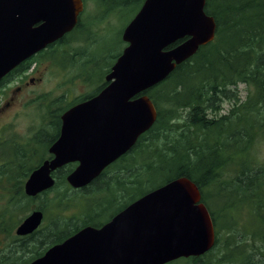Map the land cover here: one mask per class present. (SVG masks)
Here are the masks:
<instances>
[{
  "label": "water",
  "instance_id": "1",
  "mask_svg": "<svg viewBox=\"0 0 264 264\" xmlns=\"http://www.w3.org/2000/svg\"><path fill=\"white\" fill-rule=\"evenodd\" d=\"M205 6L206 0L145 1L123 32L128 46L106 76L108 86L62 116L60 136L49 149L53 159L33 171L25 184L28 195L51 189L52 172L71 162L80 164L68 183L88 186L154 126L158 111L146 92L215 39L217 23ZM82 11V0H0V80L70 31ZM42 217L41 211L31 214L17 234L32 233ZM215 236L200 188L181 177L134 201L101 229L87 227L31 264H166L205 254Z\"/></svg>",
  "mask_w": 264,
  "mask_h": 264
},
{
  "label": "trees",
  "instance_id": "2",
  "mask_svg": "<svg viewBox=\"0 0 264 264\" xmlns=\"http://www.w3.org/2000/svg\"><path fill=\"white\" fill-rule=\"evenodd\" d=\"M206 1L205 11L217 23L215 40L148 91L158 109L156 124L91 183L85 197L113 192L103 201L122 209L175 178L187 177L202 191L217 243L223 228L232 236L240 227L250 228L249 238L255 241L264 237V161L255 152L264 139V0ZM239 84L252 87L244 101L235 95ZM225 101L231 107L222 115ZM64 174L57 186L68 194L72 189ZM210 192L215 198L223 195L224 203L214 207ZM86 204L92 207L87 199L82 206ZM249 253L246 264L252 263L254 254Z\"/></svg>",
  "mask_w": 264,
  "mask_h": 264
},
{
  "label": "rangeland",
  "instance_id": "3",
  "mask_svg": "<svg viewBox=\"0 0 264 264\" xmlns=\"http://www.w3.org/2000/svg\"><path fill=\"white\" fill-rule=\"evenodd\" d=\"M124 1L111 0L105 4L101 0H84L86 12L82 19L88 21L89 25L82 30L86 33L82 35L79 34L80 32L72 34V41L67 46L58 47L54 50L51 66L48 65L49 62H46L45 66L40 67V72L31 74L32 78L38 77L42 81L27 86L31 83L27 82L29 80L27 78L22 83H13L10 87L0 90V106L2 105V107L7 99V94L12 89H14L12 94L15 96V102L0 117V129L4 126L7 127L6 130H3L4 133L0 132V137H2L0 139V158H14L16 150L22 151L26 156L37 157L38 155L42 157L48 151L52 135L48 137L40 135L37 143L34 142V138L42 131L44 133L53 132V127L50 124V120H54L52 112L57 109L56 114L62 115L68 106L78 102L81 96L92 93L98 85H101L108 70L114 64L116 56L122 53L126 46L122 40V32L139 7V4H133V2H137L135 0ZM84 46L87 50L83 49ZM82 50L84 51L83 55L80 54ZM61 58L67 60L66 65L62 64ZM22 85L24 88L18 92V86L21 87ZM251 91L252 87L239 84L235 88V95L241 101H244ZM30 97H35L34 101H31ZM28 101L27 105L22 106L23 103L26 104ZM222 106L223 115L228 113L231 103L225 101ZM16 115H19V117H16ZM185 123L186 121L183 124ZM38 144L40 149L36 147ZM255 152L257 157L264 161V139L257 142ZM14 165L17 166V163L0 167V174L4 173L3 177L0 176V200L2 201L0 215H4L1 220L6 223V226L12 227L10 220L21 223L34 209L46 212L44 224H48L69 213L72 216L79 214L78 217L80 218V215H82L80 212L81 205L86 199L95 208V211H99V208H96L95 205H100V207L110 206L108 202L103 200H110L114 193L100 192L97 196L98 199L93 196L92 200H89L85 195L91 191L90 186L84 190L85 192L69 190L67 194L65 193L66 188L59 184L60 186H57L56 189L40 196L37 200L31 201L26 198L22 200L23 197L20 195H22L21 191L27 179L23 172L31 170L32 164L23 167H15ZM10 166H14V168ZM74 167L68 166L62 172L71 171ZM110 176L111 174L108 177ZM225 177L228 178V173ZM216 188L219 187L216 186ZM6 192L10 194L8 195ZM212 194L210 192L211 204L214 207L217 206V203L221 206L224 203L223 195L220 194L221 198H215V195L212 196ZM82 197L86 199L84 200ZM66 206H69V209H65ZM85 207H87V204ZM62 209H64V212L60 213L59 210ZM113 212L111 210L101 217H99V214L95 216L99 217L98 221H105L110 218ZM224 213H220L219 217H222ZM6 214L9 215V219H7ZM245 215L247 216L246 225H248L250 211ZM79 218L74 219V221H80ZM14 230H16V227L13 229H0V247L2 242L3 248L12 242L16 237ZM251 233L250 228L240 227L234 231L232 236H228V228H223L220 232L221 239L210 254L199 261H180L176 264H246L250 255L249 252L254 254L251 264H264V237L255 238L254 241L253 238L252 240L249 238ZM229 241H233V246L228 247ZM0 264H4L1 259Z\"/></svg>",
  "mask_w": 264,
  "mask_h": 264
},
{
  "label": "flooded vegetation",
  "instance_id": "4",
  "mask_svg": "<svg viewBox=\"0 0 264 264\" xmlns=\"http://www.w3.org/2000/svg\"><path fill=\"white\" fill-rule=\"evenodd\" d=\"M101 1L106 4L107 2H110L111 0H101ZM135 1H137V0H135ZM144 2H145V0H138L137 4H139L140 8H141V6L144 4ZM135 3L136 2H133V4H135ZM83 15H84V13L81 14V16L77 22L78 24L76 25V28L73 32L64 36L63 38H61L57 42L48 45L44 50L38 52L37 54H35L31 58L24 60L10 74H8L6 77H4L0 81V90L6 89L7 87H10L13 83H16V84L22 83L27 78L29 79L27 82H31V83L27 84V86H29L30 84L35 85V82L42 81L41 78H38V77L32 78L31 74H36V73L40 72V67L45 66L44 64L46 62H49L48 65L51 66L50 64H51V61L53 60L54 50L57 49L58 47L67 46L72 41V37L69 38V36H72V34H75L77 32H80L79 33L80 35L86 33V31L84 33V31L82 29H84L85 27H88L89 24H88V21H85L82 19ZM80 54L83 55L84 51L83 50L80 51ZM55 56H56V53H55ZM61 59H62V64L66 65L67 60L65 58H61ZM23 85L21 87L18 86V88H17L18 92L22 91V89L24 88ZM13 91H14V89H12V91L7 94V97H6L7 99L3 103V107H2V105L0 106V117L3 116L6 113L5 110L15 102V96H14V94H12ZM95 94H97V93H95ZM80 98H82V99L79 100L78 102H76V104L83 102L84 100L89 99V97H85V95L81 96ZM29 99L31 101H34L35 97H30ZM27 103H29V101L26 102V104L23 103L22 106L27 105ZM56 110L57 109H55L52 112V114H54V120H50V124L53 127V129H52L53 132L52 133H50V132L44 133L43 131L40 132L39 135L35 136L34 142L37 143L38 137L40 135H45L46 137L52 135V139L48 145L50 148L53 145V143H55L58 140L60 133H61L60 130H61V124H62V121H61L62 115L58 116V113L56 114ZM16 117H19V115H16ZM6 129H7V127L4 126L3 128L0 129V132L4 133L3 130H6ZM1 138L2 137H0V139ZM39 144L36 145V147L38 149H40ZM49 148H48L47 153H45L42 157H40L38 155H37V157L26 156L25 154L22 153V151L16 150L14 153V158H5V159L3 157L0 158V163H2L0 167H2L4 165L16 164V163H17V166L14 165L15 167H18V166L23 167V166H27L28 164L36 165L38 167L45 160L52 158V155L49 153ZM127 154H129V153H126L124 156H122V158H124ZM79 164H80V162H71V163L67 164L66 166L56 170L55 172H53V176L57 180V175L62 176L64 174L62 171L65 170L67 166H77ZM14 166H10V167L14 168ZM31 172L29 173L28 177L30 176ZM26 174H27L26 171L23 172V175H26ZM3 175H4V173L0 174L1 177H3ZM28 177H27V179H28ZM6 194L9 195L10 193L6 192ZM21 194L22 195H20V196L23 197V198H21L22 200L24 198H26V199H29L31 201L37 200L40 198L41 195H43V194H40V195H37L35 197L28 196L25 194L24 186H23V189L21 191ZM7 197H11V196H7ZM1 204H2V201L0 203V206H1ZM96 208H99V211H95L94 207H88V208L87 207H81L80 212L82 213V215H80V218L78 217L79 214H74L73 216H75V217H73L71 215V213H69V214L62 215V217H59L58 219H55V220L49 222L48 224H44V222L46 220V212L43 211L44 212V219H43L42 223L40 224V226L36 230H34L33 233L25 235V236H19L15 233L16 237H14L12 242L7 244L6 247H4V248L2 247V245H3V242H2V245L0 247L1 262L4 264H31L32 262H35V261L41 259L43 256H45L46 253L51 248H53L54 246L62 244L64 241H66L67 239H69L70 237H72L74 234L78 233L80 230L84 229L85 227L92 226L94 228H101L103 225H105L107 222H109L115 216V214H117L115 212V214L111 215L109 219H107L105 221H98L97 219L99 217H101L104 213H106L110 210H108L107 207H96ZM39 209H41V208L39 207ZM65 209H69V206L68 207L66 206ZM63 210L64 209L59 210V212L63 213L64 212ZM98 214H99V217H96L95 215H98ZM2 216H4V215H0V229H4V228H12L13 229L15 227L18 228L19 222H17L16 220H14V221L10 220L12 222V227H10L8 225L6 226V223H4L3 220H1ZM6 217H7V219H9L8 218L9 215L6 214ZM77 218H79L80 221H78V222L74 221V219H77ZM75 222L77 224H73ZM0 244H1V238H0ZM7 249H9V250H7ZM3 252H5V253H3ZM203 257L204 256L194 258V259L199 261Z\"/></svg>",
  "mask_w": 264,
  "mask_h": 264
},
{
  "label": "bare ground",
  "instance_id": "5",
  "mask_svg": "<svg viewBox=\"0 0 264 264\" xmlns=\"http://www.w3.org/2000/svg\"><path fill=\"white\" fill-rule=\"evenodd\" d=\"M127 176H128V175H127ZM129 177H130V176H129ZM134 178H135V177H134ZM134 178H133V179H134ZM125 180H126V179H125ZM132 182H133V181H132ZM130 185H131V184H130ZM130 185H129V186H130Z\"/></svg>",
  "mask_w": 264,
  "mask_h": 264
}]
</instances>
